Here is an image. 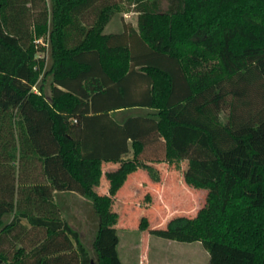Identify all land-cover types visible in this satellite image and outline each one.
Instances as JSON below:
<instances>
[{"label":"trees","instance_id":"16d2710c","mask_svg":"<svg viewBox=\"0 0 264 264\" xmlns=\"http://www.w3.org/2000/svg\"><path fill=\"white\" fill-rule=\"evenodd\" d=\"M123 4L137 26L106 32ZM116 109L143 112L120 122ZM129 138L134 158L106 172L100 194L103 162ZM184 159L185 182L216 191L152 233L201 242L207 264H264V0H0L5 264H125L117 192L141 168L159 180L151 163ZM63 192L92 202L91 248L62 217Z\"/></svg>","mask_w":264,"mask_h":264},{"label":"rangeland","instance_id":"374dc122","mask_svg":"<svg viewBox=\"0 0 264 264\" xmlns=\"http://www.w3.org/2000/svg\"><path fill=\"white\" fill-rule=\"evenodd\" d=\"M121 18L137 26V14L134 13L132 7L123 4L121 11L116 13L107 24L106 32L117 31L121 28ZM43 74L42 71L41 78ZM49 83L50 79H48L47 87ZM140 87L147 88L145 80H141ZM134 112L140 113L143 112V109H129L113 114L116 118L122 119ZM134 147L135 143L131 142L130 153L124 155L126 158L133 156ZM116 163L109 162L108 167V163H105L103 167L105 170H108L111 169L109 167L110 164L112 166ZM188 163V159L182 160L179 164L177 162L171 164L166 162L151 163L158 170L159 180H155L148 169L141 168L128 177L120 194H116L113 210L117 211L121 216L119 222L116 224L120 239L117 248L119 256L125 264H139L142 258L147 257L151 259V262L147 261L146 264L208 263L210 254L201 242H181L152 233L153 228L165 227L168 221L175 216H196L199 210L206 204L208 192L216 191V188L194 189L190 187L184 180V172L188 167ZM104 180L106 178H103L100 185L96 187V190L100 194L102 193V183ZM233 181V176L227 174L226 192L230 189ZM87 201L86 204L88 205H84V208L80 209L77 204H74V210H63L65 218L68 215L70 216L71 213L77 216L79 221H74V225L80 230L86 242L88 241V234H86V228L82 225L81 217L83 215L88 216L86 219L90 223L96 216L92 202ZM143 218L147 219V223L145 224L148 226L146 228L140 227Z\"/></svg>","mask_w":264,"mask_h":264},{"label":"crops","instance_id":"0c3cea01","mask_svg":"<svg viewBox=\"0 0 264 264\" xmlns=\"http://www.w3.org/2000/svg\"><path fill=\"white\" fill-rule=\"evenodd\" d=\"M135 13V12H134ZM122 20V19H121ZM123 21H126V20H122V27L121 28H119L118 30H120V29H122L123 28ZM126 22H128V21H126ZM117 30V31H118ZM112 32H115V31H112ZM137 69H138V67H137ZM138 87H137V89L138 88H140V85L138 84L137 85ZM126 110H129V109H126ZM118 111H123V109H116V110H110L109 111V113L111 114V115H113L112 116V118H114L115 116H114V114L113 113H116V112H118ZM135 113V112H134ZM90 114V116H93V115H96V114H101V111H97V112H90L89 113ZM130 115V114H129ZM126 117V116H125ZM124 117V118H125ZM116 118V117H115ZM124 118H122V119H118V118H116V120H118V121H120V122H123V120H124ZM95 128H97L96 126H95V124L94 125H92V126H90V128L88 129L89 131H90V135H93V133L91 134V132H93V130L95 129ZM96 130V129H95ZM89 138H91V140L94 142V144H96V143H99V142H101L100 141V139L99 140H97L98 138H96L95 136H90ZM131 142H134L132 139H128L127 141H126V144H127V147H126V151H124V152H122V153H120V155H119V157L117 158V159H114V160H109V161H104L103 162V164H107V167H108V165H109V162H117L116 164H114V165H112L111 166V164H110V166L109 167H111V169H108V170H114V169H117L119 166H120V164H121V162H122V160H127V159H133L134 158V155H135V147H134V154H133V156H131V158H126L124 155H126V154H128V153H130V144H131ZM120 161V162H119ZM151 163V162H150ZM157 165H159V164H157ZM104 166V165H103ZM107 169V168H106ZM108 170H105L104 169V167H103V176H102V179L103 178H106V180H104V182L102 183V193L101 194H109V191H110V182H109V180L107 179V177H106V172L108 171ZM135 173V172H134ZM134 173H132V174H134ZM131 174V175H132ZM130 175V176H131ZM102 179H101V181H102ZM127 182V181H126ZM126 184V183H125ZM124 184V185H125ZM124 187V186H123ZM123 187L117 192L118 194L117 195H119L120 194V191L123 189ZM98 192V191H97ZM59 196H60V199L58 200V203H59V206H60V208H61V210H62V217L64 218V219H66V220H68L74 227H75V225H74V221H79V219L77 218V216L76 215H74V213H71L70 214V216L68 215V217H64L63 216V210L65 209V210H71L72 211V209L74 210L75 209V205L74 204H77L78 206H79V208L81 209V208H84V205L85 206H87L88 204H86V201L88 200L87 198H85V197H83V196H81V195H79V194H76V193H74V192H63V193H59ZM78 197V198H77ZM116 197V196H115ZM79 199H82V200H79ZM85 199H87V200H85ZM90 201V200H89ZM88 202V201H87ZM80 204V205H79ZM82 205V206H81ZM93 205V204H92ZM78 206H76L77 208H78ZM82 213V212H81ZM88 216H82L81 218H82V225L86 228V234H88V241L86 242V240L82 237V234H81V239H82V241L83 242H85L87 245H88V247L89 248H91V242H92V239H93V235H94V231L96 230V227H97V219H96V216H95V222H94V219L93 220H91V222L90 223H88L87 222V218ZM77 218V219H76ZM81 223V222H80ZM151 262V259L150 258H142V261L140 260V262H139V264H146V262Z\"/></svg>","mask_w":264,"mask_h":264},{"label":"water","instance_id":"95a60500","mask_svg":"<svg viewBox=\"0 0 264 264\" xmlns=\"http://www.w3.org/2000/svg\"><path fill=\"white\" fill-rule=\"evenodd\" d=\"M0 264H5V262L0 258Z\"/></svg>","mask_w":264,"mask_h":264}]
</instances>
